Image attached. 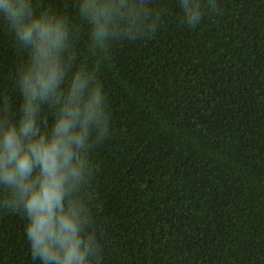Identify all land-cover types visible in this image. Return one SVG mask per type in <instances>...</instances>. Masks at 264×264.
Returning a JSON list of instances; mask_svg holds the SVG:
<instances>
[{
    "label": "trees",
    "instance_id": "1",
    "mask_svg": "<svg viewBox=\"0 0 264 264\" xmlns=\"http://www.w3.org/2000/svg\"><path fill=\"white\" fill-rule=\"evenodd\" d=\"M83 2L35 6L69 21L64 86L84 72L106 98L73 190L93 264H264V0H198L195 25L184 0H126L103 48ZM29 53L0 18V115L19 112ZM54 115L45 104L38 122ZM29 222L0 197V264H41Z\"/></svg>",
    "mask_w": 264,
    "mask_h": 264
},
{
    "label": "clouds",
    "instance_id": "2",
    "mask_svg": "<svg viewBox=\"0 0 264 264\" xmlns=\"http://www.w3.org/2000/svg\"><path fill=\"white\" fill-rule=\"evenodd\" d=\"M194 4L184 0L190 25L202 15L198 0ZM35 5L36 0H0V18L30 49L19 78V112L13 117L5 109L0 115V197L23 208L33 257L41 264H93L97 245L92 235L85 236L90 210L73 190L78 191L85 169L90 173L93 138L102 140L109 130L106 98L98 78L84 72L64 86L61 53L67 50L69 21ZM125 5L126 0H84L80 12L99 47L114 32L115 18L129 15L122 11ZM45 104L55 109L50 124L46 118L38 122Z\"/></svg>",
    "mask_w": 264,
    "mask_h": 264
}]
</instances>
